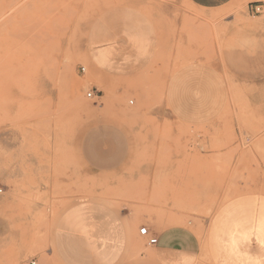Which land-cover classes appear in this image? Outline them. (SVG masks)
<instances>
[{
  "label": "rangeland",
  "instance_id": "1",
  "mask_svg": "<svg viewBox=\"0 0 264 264\" xmlns=\"http://www.w3.org/2000/svg\"><path fill=\"white\" fill-rule=\"evenodd\" d=\"M121 8L155 44L132 82L90 65L94 25ZM204 62L228 81L217 119L154 114L171 74ZM88 158H130L126 171L143 170L116 196L160 227L196 228L216 250L224 233L233 237L230 200L264 195V13L246 0L217 10L187 0H0V264L48 255L62 211L105 188L85 173ZM208 260L204 248L199 264Z\"/></svg>",
  "mask_w": 264,
  "mask_h": 264
},
{
  "label": "crops",
  "instance_id": "2",
  "mask_svg": "<svg viewBox=\"0 0 264 264\" xmlns=\"http://www.w3.org/2000/svg\"><path fill=\"white\" fill-rule=\"evenodd\" d=\"M187 1L198 9L217 10L241 0ZM246 1L249 9L260 7L264 13V0ZM118 13L126 17L121 26L113 20ZM151 34L131 9L112 11L92 30L88 48L92 75L134 81L154 50L155 44L148 37ZM164 91L166 106L155 107L154 114L164 112L171 119L193 124L212 122L228 103L224 73L207 62L174 71ZM138 98H143V94L139 93ZM129 159L86 160L89 168L85 173L90 178L106 179L105 188L96 189V194L76 200L62 211L52 249L48 255L38 257L36 264H146V254L154 264H199L204 248L211 264H264V195L246 194L230 200L227 220L235 222L236 229L233 237L223 234L216 250L214 240H208L205 246L196 228L176 224L160 227L155 219L139 212V203L116 196L144 173L140 170L132 175L126 171ZM65 184L73 188L76 182ZM143 226L148 227L149 236L157 238L155 244L141 240Z\"/></svg>",
  "mask_w": 264,
  "mask_h": 264
},
{
  "label": "built area",
  "instance_id": "3",
  "mask_svg": "<svg viewBox=\"0 0 264 264\" xmlns=\"http://www.w3.org/2000/svg\"><path fill=\"white\" fill-rule=\"evenodd\" d=\"M256 11H260V7H256ZM82 71L85 72L86 71V68L84 66L81 67ZM87 97L89 99H93L95 97H98V95L96 94V91L95 89H91L87 92ZM140 233L143 235V236H149V230H148V227L147 226H143L141 227L140 229ZM157 242V238H154V237H151L149 236V243L150 244H155ZM31 264H36V261L35 260H32L31 261Z\"/></svg>",
  "mask_w": 264,
  "mask_h": 264
},
{
  "label": "bare ground",
  "instance_id": "4",
  "mask_svg": "<svg viewBox=\"0 0 264 264\" xmlns=\"http://www.w3.org/2000/svg\"><path fill=\"white\" fill-rule=\"evenodd\" d=\"M49 123V122H48ZM44 136V135H43ZM44 138H45V136H44ZM44 140V139H43ZM49 144V143H48ZM50 145V144H49ZM47 149V148H46ZM99 186H102V185H99ZM185 219V218H184Z\"/></svg>",
  "mask_w": 264,
  "mask_h": 264
}]
</instances>
